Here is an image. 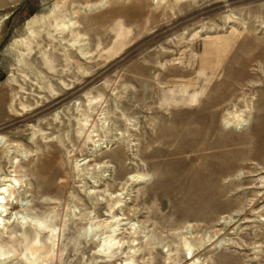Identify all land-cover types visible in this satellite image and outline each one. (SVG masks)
<instances>
[{"label": "rangeland", "instance_id": "374dc122", "mask_svg": "<svg viewBox=\"0 0 264 264\" xmlns=\"http://www.w3.org/2000/svg\"><path fill=\"white\" fill-rule=\"evenodd\" d=\"M0 138V264H264V0H0Z\"/></svg>", "mask_w": 264, "mask_h": 264}, {"label": "bare ground", "instance_id": "6f19581e", "mask_svg": "<svg viewBox=\"0 0 264 264\" xmlns=\"http://www.w3.org/2000/svg\"><path fill=\"white\" fill-rule=\"evenodd\" d=\"M103 6V5H102ZM63 27V29L64 30H67V29H69L70 28V26H72V23H70L68 26H66V25H62ZM194 100H195V98H194ZM197 101V100H196ZM241 115H243V114H241ZM237 117V116H236ZM237 119H238V117H237ZM228 121V120H227ZM236 122H237V125H239V126H243L244 125V120L243 119H238V120H236ZM205 140H207V139H205ZM208 143V142H207ZM207 143H206V145H207ZM5 145L6 144V141L3 139V138H0V145ZM3 189V188H2ZM0 195H2L1 197H0V216H6V218H7V216H8V205H9V203H10V201H9V199L12 197V190L11 189H9V188H6V189H3V190H0ZM11 206V205H10ZM4 217H2V218H4ZM2 224H5V220L4 219H2ZM5 226V225H4ZM39 239V237H36L34 240H33V244H32V247H31V249H30V251H29V254H30V256L32 257V258H34L35 259V256L38 254V252H40L41 250H42V248H41V242L38 240ZM115 240L114 239H112V241H110L109 243H111L112 244V242H114Z\"/></svg>", "mask_w": 264, "mask_h": 264}]
</instances>
